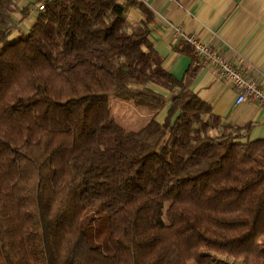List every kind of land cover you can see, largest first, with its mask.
I'll return each instance as SVG.
<instances>
[{
	"label": "trees",
	"instance_id": "trees-1",
	"mask_svg": "<svg viewBox=\"0 0 264 264\" xmlns=\"http://www.w3.org/2000/svg\"><path fill=\"white\" fill-rule=\"evenodd\" d=\"M19 1L0 0V264H264V140L166 71L152 12L31 0L16 32Z\"/></svg>",
	"mask_w": 264,
	"mask_h": 264
},
{
	"label": "crops",
	"instance_id": "crops-1",
	"mask_svg": "<svg viewBox=\"0 0 264 264\" xmlns=\"http://www.w3.org/2000/svg\"><path fill=\"white\" fill-rule=\"evenodd\" d=\"M137 4L154 16L150 40L164 58L166 71L178 80L186 79L189 89L212 106L223 126L243 129L253 124L251 141L264 140V111L256 103L237 105V90L220 78L214 66L199 59L196 76L186 78L194 63L178 51L185 41L176 34L179 29L215 48L264 89V0H143ZM126 17L135 25L145 14L131 5Z\"/></svg>",
	"mask_w": 264,
	"mask_h": 264
},
{
	"label": "built area",
	"instance_id": "built-area-1",
	"mask_svg": "<svg viewBox=\"0 0 264 264\" xmlns=\"http://www.w3.org/2000/svg\"><path fill=\"white\" fill-rule=\"evenodd\" d=\"M142 2L143 0H134ZM46 2H42L35 8L38 12L45 9ZM178 37L182 38L197 52L199 59L208 65L216 68L220 78L230 81L237 90L238 96L237 105L245 103H256L264 111V89L259 85L258 81L251 76H248L244 71L235 67L228 59H226L215 48L204 44L193 35H184L179 29H176Z\"/></svg>",
	"mask_w": 264,
	"mask_h": 264
},
{
	"label": "rangeland",
	"instance_id": "rangeland-1",
	"mask_svg": "<svg viewBox=\"0 0 264 264\" xmlns=\"http://www.w3.org/2000/svg\"><path fill=\"white\" fill-rule=\"evenodd\" d=\"M30 2H31V0H20L19 2H17L16 12L14 14V20H13L14 21L13 27H14L16 32L18 29H21L25 32H28L36 21L37 13H39L35 8L36 6L32 8L31 15L28 18L23 19L22 11L25 9V7ZM92 221H93V216H90L89 219L86 220L87 228L95 229V230L100 232L99 237L97 238L96 242L98 245H100L103 248V250L105 252H108V250H107L108 245L107 244L109 241V228H108L107 222L102 218L96 219V221L94 222V224L92 226V224H91ZM99 222H102V223L99 224ZM260 243L264 247V238H262L260 240ZM223 260L225 262L229 261L231 264H242L239 261L238 262H232L227 258H224Z\"/></svg>",
	"mask_w": 264,
	"mask_h": 264
}]
</instances>
